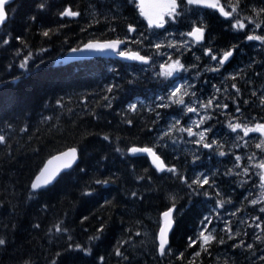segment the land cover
I'll return each instance as SVG.
<instances>
[{
	"label": "trees",
	"instance_id": "trees-1",
	"mask_svg": "<svg viewBox=\"0 0 264 264\" xmlns=\"http://www.w3.org/2000/svg\"><path fill=\"white\" fill-rule=\"evenodd\" d=\"M239 1L238 9L264 7V0ZM223 3L236 5L237 0ZM186 5L180 0L177 29L194 25L188 22ZM67 7L80 16L62 17ZM9 13L0 34V136L5 138L0 143V238L6 241L0 246V264H124L125 253L132 257L129 249L140 247L144 229L152 228L157 236L161 214L173 204L172 252L165 259H143V264L145 260L216 264L217 252L237 247L241 241L244 246L245 227L235 219L219 222L216 240L204 246L207 251L200 249L199 242L189 246V238L194 240L196 231L206 224L204 215L211 212L210 203L189 187L199 172L194 171L192 148L196 146L190 138L185 140L187 132L180 131V123L169 131L164 127L177 105L125 111L128 102L144 90L140 81L145 84L141 78L133 81L125 63L108 64L101 59L55 65L66 51L89 40L127 38L128 26L133 24L141 30L145 23L132 0H16ZM203 18L210 34L221 38L214 12L207 9ZM28 54L35 60L23 69L20 65ZM138 145L155 147L176 172L157 171L147 156H129V149ZM70 147L80 151L74 170L53 186L33 192L31 184L45 161ZM200 166L202 173H210V165ZM213 169L219 171L217 166ZM97 180L108 184H97ZM260 206L245 199L242 208L234 206L230 214L235 217L240 209L248 224L256 216L264 217ZM153 219L154 227L149 224ZM101 227L103 231L98 232ZM96 236L99 239H93ZM196 249L200 255L195 258ZM235 257H229V264L242 263V258ZM137 262L133 264L142 261Z\"/></svg>",
	"mask_w": 264,
	"mask_h": 264
},
{
	"label": "rangeland",
	"instance_id": "rangeland-1",
	"mask_svg": "<svg viewBox=\"0 0 264 264\" xmlns=\"http://www.w3.org/2000/svg\"><path fill=\"white\" fill-rule=\"evenodd\" d=\"M185 7L186 14L190 15V20L188 22L190 24H195L199 19V15H201V10L191 5H186ZM254 9L257 10L256 8H253L250 9V11H254ZM256 16L257 14H254L253 16L242 14L241 18L244 24L256 28L254 24H249L247 18H251L255 23H259L261 25L259 29L262 30V27L264 25V16L262 14H260L259 17ZM178 17L179 15L175 18L174 21H169L168 18L166 21L169 22L165 23L162 30H145L143 33L148 34H142L139 38L154 40V51H158V54H156L155 52L153 53L152 48V53L154 55H161L162 53H166V58L163 65H170L172 61L176 59H179L180 63L184 65V69L174 71L171 76H165L162 73L163 76H159L155 79L154 82H157L160 79L164 78L163 81L166 84L170 85V89L166 93L158 90L151 91V95L149 94L150 96L148 100L153 99L151 101H148L150 108L167 106L171 107L173 104L178 105L176 114L173 117H167L166 124H168L169 127L167 131L172 129V126H175L179 123L182 128L191 127L194 132H204V129H210L209 131L204 132V135L205 142H210L212 144L211 148H204L203 142L196 143V141H199V136H188V134H186L187 137H185V140H188V138H190V142L192 143V145L196 146L192 148V152L194 155L193 162L196 166V169L194 171H199L196 173V179H203L207 177L209 180V183L203 185V187L192 184V182L189 183L192 185V189L194 188L193 191L196 192L199 198L210 203L211 212L204 215V217L207 216L209 220L206 221V224H203L199 231H197L195 240H199V233L204 229L205 226L207 227L205 235H207L208 232H211L214 235V230L217 228L219 222H227L235 219L237 222H242V224H240L239 226L245 227L244 246H240L242 244L241 241V244L237 247L232 246L231 248H226L224 252H217L214 255V263L229 264V257L236 258L235 256H237V258H242V263L235 261L234 264H264V231H262L261 228L255 226L258 223L264 226V217L261 216L259 217V220H251L248 224H246L245 220H243L244 213L240 211L245 199H248L252 204L253 200H260L261 192H264V189L260 187L259 176L256 175V173H258L260 169L253 166L260 162V158H264V152H261L260 149H257L255 147L256 143H258L261 139H264V137H261L258 133H250L248 137L244 138V140L239 139V142H234L233 136L231 135L232 130L228 127L229 121H232L233 123L242 122L249 126H252L257 123L254 112L264 111V61L262 62V65L261 62L258 61L252 66L253 76H251V78L248 77L246 73H243L244 75L242 73L235 74L233 73V71L226 70L224 67L222 68L221 66L216 64L210 58L206 60V63H204L203 72H206L208 75H212V77L220 79L219 82H215L211 85L210 83H212V80L207 79L204 80L201 87H198L199 79L196 76L197 78L195 77L189 83L183 81V84L180 85L178 78L181 80L188 76H192L193 73L190 74L189 72H195L196 70H198V68L190 61H183L185 49L187 51H189L190 49H194V45L197 46V44L192 40L191 37L185 36V32L173 31L175 26L177 25ZM164 38H167V41L164 40L163 43ZM156 44H160L161 47L157 49L155 47ZM164 44H167L168 51L162 50V46ZM185 44H187L186 48L184 47ZM170 45L174 46L170 47ZM201 49H203V46L201 47ZM169 56H171V60H169ZM26 60L28 64L30 61L35 60V57L32 54H28L24 58V62ZM159 67L161 71L167 70L166 67ZM213 68H218L219 70L212 71ZM23 69H26V67H23ZM231 77L233 81H231ZM257 81L260 83H258ZM233 85H235V88L233 87ZM176 88L180 89V91L177 93V97L184 95L185 104L189 107L196 108L199 114L188 112L187 108L184 105L176 103L170 104L171 101L175 99L171 96V94ZM237 89H239L238 92ZM185 93L187 94L185 95ZM199 93H203V96H200ZM164 95L169 96V99L167 97H164ZM209 100H212L213 106L211 105V107L205 109L203 105L207 104ZM140 104L141 102L135 103L136 107H140ZM225 104L228 106L227 109L223 108V105ZM217 105H220V107H217ZM237 106H239L240 108L239 112L236 111ZM223 116L227 117L228 119H223ZM201 120H203V123H200ZM197 123H200L199 128L195 127ZM234 133H237L234 136L239 137L242 135L239 130ZM245 140L248 141L247 145H245ZM198 145H202V147L198 148ZM220 151L225 152V155L220 156ZM253 153L256 154L257 159L249 160L248 157ZM236 156L241 157V160L239 161V163L241 164L240 168L236 167V164L238 163L235 160ZM200 163H203L207 166L210 165V173L206 170L202 173L200 171V168H202L200 166ZM216 165L220 171V174L219 171L213 169V167ZM244 167H248V174H245L243 172ZM214 178L215 180L211 181ZM232 184H235L237 188H234L235 185ZM221 204L223 206H221ZM258 204H261L260 208L264 207V204L262 203H257L254 206H257ZM234 206H237L240 209L235 210V217H232L230 212L232 210L231 208H233ZM248 218L249 215H246L245 219ZM154 221L155 219L149 222V224L151 223L153 227L156 224V221L155 223H153ZM142 232L144 234L141 235V238H139L140 247L133 248V250L129 249V251H132L133 253V255H131L132 257H128L129 255L125 253L126 260H124V264H133L135 261L137 262L138 259L142 261L140 264H143V259L149 258V260H153L158 257V250L155 249L156 237L154 236L153 229H144ZM232 235L233 232H231V235L229 234V237H231ZM151 245L154 247L153 249L150 248ZM249 245H251L250 248ZM199 247L202 246L199 245ZM170 252L171 251H169L167 255H164L162 259L167 258ZM193 255L192 257H195ZM144 264L151 263L145 260Z\"/></svg>",
	"mask_w": 264,
	"mask_h": 264
},
{
	"label": "snow or ice",
	"instance_id": "snow-or-ice-1",
	"mask_svg": "<svg viewBox=\"0 0 264 264\" xmlns=\"http://www.w3.org/2000/svg\"><path fill=\"white\" fill-rule=\"evenodd\" d=\"M133 3L136 4V7L139 9L140 15L143 16L147 22L149 27H154V28H163L166 22L169 21H174L175 18L180 15V13L177 11L178 7L180 6L177 2V0H138V3L136 0H132ZM181 2L186 3L187 5H194V6H203L206 8H211L215 9L219 12V14L225 18H231L233 13L237 14V17L239 16V13L237 12V8L239 6V0H237L236 5H227L229 10H225V5H222L220 3V0H181ZM41 8L44 7L43 4L40 5ZM10 9V3L9 0H0V25H3L4 22L7 19V13L8 10ZM257 16H259L261 13H264V8L260 10H255ZM62 17H70V18H75L80 16V12L78 11H73L71 7L66 8L62 13ZM165 17L169 18V21L165 20ZM249 24H254L256 28H259L261 25L259 23H255L251 18H248ZM233 28L243 30L246 25L241 22L238 18L236 19V22L232 25ZM128 31L129 32H135L136 29L133 25L128 26ZM204 28L203 27H194L191 31L184 33L185 36L191 37L192 40L196 43H199L204 39ZM49 32L45 31L43 35L45 37L49 36ZM246 39L249 41H260L261 43H264V35H247L246 34ZM9 41L4 40L3 43L7 44ZM122 43H125V41L121 40H115V41H109L105 43H100V42H90L88 43L85 47L87 50H95V51H105V50H112V51H117L119 52V55L124 57L125 59L128 60H137L140 61L141 63H149L150 58L147 56H142L139 54V52H131V51H124L120 49V45ZM174 45H170L172 47ZM155 47L159 49L161 47L160 44H156ZM184 47H187V44L184 45ZM234 49H229L226 51H223L221 54L220 58L217 60V56L211 52V50L208 51V55H210L212 60L217 61L219 66H223L226 61L229 60V58L233 55ZM169 60H171V56L168 57ZM27 64V60L21 64V68L25 67ZM163 72V75L165 76H171L174 71H179L184 69V65L180 63L179 59H176L172 61L170 65H161V68H165ZM218 68H213L212 71H218ZM235 87V85H233ZM112 89L109 88L108 91H111ZM180 91L179 88H176L171 96L174 97L175 99L172 100V103L184 105L187 108L188 112H194L198 113V110L194 107H189L185 104V99L184 95H181L177 97V93ZM239 89H237V92ZM187 93H185L186 95ZM194 95V93H193ZM107 99V97H106ZM212 100H209L207 104L203 105L205 109L211 107L212 105ZM161 106H167V105H161ZM217 107H220V105H217ZM227 105H223V108L227 109ZM131 111L136 110V105L133 104L130 106ZM236 111L239 112L240 108L237 106ZM128 123H131L129 121ZM200 123H203V120L200 121ZM200 123H197L195 127L199 128ZM228 127L232 130V132H237L239 130L240 133H242L241 136L238 138L241 140H244L245 137H248L250 133H258L261 137H264V123H255L252 126H249L245 123L242 122H235L233 123L232 121H229ZM210 129H204V132L209 131ZM181 132H187L188 136H199V141H196V143H201L203 142V147L204 148H211L212 144L210 142H205V135L204 132H194L191 127L189 128H181ZM105 140L108 139L107 136L104 137ZM5 141V138L3 136H0V143H3ZM248 141L245 140V145H247ZM255 147L257 149H260L261 152H264V139H261L258 143H256ZM119 151V149H117ZM129 151L132 154H138V153H145L148 156L152 157V163L155 166V168L158 171H168L175 173L176 169L174 167H168L165 165L164 161L161 160L160 156L153 150V148L150 147H131ZM220 156H224L225 152L220 151L219 152ZM77 159V150L75 148L69 150L68 152H64L58 156L53 157L51 160L48 161V164L41 170L40 174L35 178L34 182L31 184V188L33 191L40 190L42 188L47 187L49 184L52 183V181L59 175L60 171L63 169H69L72 167V165L75 163ZM249 160H254L257 159L256 154L253 153L251 156L248 157ZM235 160L238 162L236 164L237 168L241 167V164L239 161L241 160L240 156H236ZM54 161H63V163L59 164L55 169H50L49 166L53 164ZM254 167L260 169L256 175L259 176L260 179V187L264 189V158H260V162L253 165ZM243 172L245 174H248V167L243 168ZM185 183H188L187 180H184ZM97 184H104L107 185L108 181L107 180H97ZM209 183V180L207 177L203 179H194L192 181V184L198 185L200 187H203V185H206ZM192 185L189 184V187ZM85 195H91V192H86ZM136 194L133 193V196ZM171 199H175L172 197ZM257 203H262L264 204V192H261V199L260 200H253L252 204L255 205ZM221 206H223L221 204ZM175 211V206L173 204V207L169 208L167 211L162 213V219H163V226H158V232H157V240H158V251L161 256L167 255L169 251V233L171 232L174 224V217H173V212ZM261 212H264V207L260 208ZM84 219H87L85 217ZM257 220H259V217H256ZM205 221H208L209 218L206 216L204 217ZM159 225V222H158ZM258 228H261L262 231H264V226L261 224H256L255 225ZM36 227H39V225H36ZM56 230L59 232L61 231V228L57 226ZM98 232H102L103 228L101 227L100 229L97 230ZM207 231V227L205 226L204 229L199 233V240H193L189 238V246H195L198 242L201 243V246L204 251H207V248L204 247L211 242L216 240V237L211 233L208 232L207 235H205V232ZM229 234L231 235V229H227ZM139 235V233H137ZM238 235V234H237ZM93 239H99V236L93 237ZM219 243H223V240L218 241ZM6 241L2 238H0V246L5 245ZM243 246V245H240ZM79 246H77L78 248ZM251 245H249V248ZM117 255H120L121 253L119 250H117ZM196 255H200L199 252L196 253Z\"/></svg>",
	"mask_w": 264,
	"mask_h": 264
},
{
	"label": "flooded vegetation",
	"instance_id": "flooded-vegetation-1",
	"mask_svg": "<svg viewBox=\"0 0 264 264\" xmlns=\"http://www.w3.org/2000/svg\"><path fill=\"white\" fill-rule=\"evenodd\" d=\"M219 23L221 25H223V24H226L227 22L220 20ZM215 25H217L219 28L222 29V27L218 25V22H215ZM221 34H222V36L220 38L218 36L213 35V33H211L212 43L215 44V45H213L214 50H212L213 51L212 53L217 56V60L220 58L223 51H226L229 49H234V55H232L229 58V60L224 63L222 68L224 67L226 70H231V69H233V67L238 66V65L246 66V67L250 68L251 66H253L255 64V59H256L255 53L256 52L255 53L250 52V50H249L250 42H247V43H245L243 41L237 42V40H236V42H232L231 38L223 31V29H222ZM259 35H261V34H259ZM222 38H226V40H228L229 43L228 42L226 43L224 41L225 39H222ZM260 44L262 46L264 45V43H260ZM213 61L216 64H218L217 61H215V60H213ZM258 61H260V62L263 61L262 48H260V50L258 52L257 62Z\"/></svg>",
	"mask_w": 264,
	"mask_h": 264
},
{
	"label": "water",
	"instance_id": "water-1",
	"mask_svg": "<svg viewBox=\"0 0 264 264\" xmlns=\"http://www.w3.org/2000/svg\"><path fill=\"white\" fill-rule=\"evenodd\" d=\"M14 1L15 0H9V3L11 4ZM136 1L138 2V0H136ZM7 20H8V13H7V19L4 22V24L7 22ZM4 24L3 25H0V29L4 26ZM110 41H115V40H110ZM91 42L105 43V42H109V41H91ZM87 44H85L84 46H82L79 49H73V50L69 51L64 57H62V61L64 63H66V62L80 61V60H85V59H93V58H96V57H115L116 56L117 51H112L110 49L109 50H105V51L87 50L86 47H85ZM124 45H125V43H122L120 45V48L122 46H124ZM69 150H71V149L65 150V151H63V152H61L59 154L54 155L53 157L58 156V155H60V154H62L64 152H68ZM139 154L141 155V154H145V153H138V154H134V155H139ZM53 157H51L49 160H51ZM149 157H150V161L152 163V157L151 156H149ZM78 160H79V154H78V151H77V159H76L75 163L72 165V167L78 162ZM48 161L46 162V164L44 165V167L48 164ZM61 163H63V161H54L53 164L51 166H49V167H50V169H55ZM152 165H153V163H152ZM153 167H155V166L153 165ZM71 168L61 170L60 173H59V175L52 181L51 184H54L56 182V180L58 179V177L63 172H66V171L70 170ZM51 184H49V185H51ZM173 215H174V212H173ZM173 228H174V224H173ZM173 228H172V230H173ZM172 230H171V232H172ZM170 233H169V235H170ZM168 239H169V237H168Z\"/></svg>",
	"mask_w": 264,
	"mask_h": 264
},
{
	"label": "bare ground",
	"instance_id": "bare-ground-1",
	"mask_svg": "<svg viewBox=\"0 0 264 264\" xmlns=\"http://www.w3.org/2000/svg\"><path fill=\"white\" fill-rule=\"evenodd\" d=\"M224 1V0H223ZM240 2V1H239ZM243 2V1H242ZM245 2V1H244ZM229 3H231V2H229ZM258 3H260V2H258ZM262 3V2H261ZM252 4V3H251ZM240 5V4H239ZM253 6V5H252ZM245 7V6H244ZM264 8V7H263ZM241 9V8H240ZM199 13V12H198ZM197 13V14H198ZM207 14V13H206ZM210 14V13H209ZM262 14V13H261ZM245 17V16H244ZM255 17V16H254ZM257 17V16H256ZM259 17V16H258ZM264 18V17H263ZM204 19V18H203ZM207 19V18H206ZM205 19V20H206ZM214 19V18H213ZM248 19V18H247ZM254 19V18H253ZM209 20V19H208ZM212 26V25H211ZM213 45H215V44H213ZM241 45V44H240ZM219 48V47H218ZM233 48V47H232ZM68 49V48H67ZM217 53V52H216ZM60 56V55H59ZM58 57V56H57ZM207 62V61H206ZM205 62V63H206ZM78 64V63H77ZM76 65V64H75ZM82 65V64H81ZM72 66V65H71ZM78 68V67H77ZM96 72H98V71H96ZM99 74V73H98ZM213 74V73H212ZM244 75V74H243ZM241 77V76H240ZM197 78V77H196ZM242 78V77H241ZM252 78V77H251ZM10 79V78H9ZM244 79H246V78H244ZM10 80H12V79H10ZM209 80H211V79H209ZM252 80V79H251ZM255 80V79H254ZM257 80V79H256ZM88 81V80H87ZM227 81V80H226ZM225 81V82H226ZM258 82V81H257ZM258 83H260V82H258ZM211 84V83H210ZM98 85V84H97ZM212 85V84H211ZM215 85V84H214ZM218 85V84H217ZM247 85V84H246ZM254 85V84H253ZM94 86V85H93ZM255 86V85H254ZM260 86V85H259ZM212 87V86H211ZM95 88V87H94ZM210 88V87H209ZM235 88V87H234ZM249 88V87H248ZM254 88V87H253ZM97 89H98V87H97ZM100 89V88H99ZM240 89V88H239ZM255 89V88H254ZM94 90V89H93ZM206 90V89H205ZM243 90H245V89H243ZM251 90V89H250ZM263 90H264V88H263ZM96 92V91H95ZM97 93V92H96ZM65 94V93H64ZM98 94V93H97ZM217 95V94H216ZM201 96V95H200ZM199 96V97H200ZM203 96V95H202ZM249 96V95H248ZM258 97H259V95H258ZM67 98V97H66ZM216 98V97H215ZM69 99V98H68ZM250 100H253V99H250ZM48 101V100H47ZM241 102V101H240ZM136 103V102H135ZM242 104V103H241ZM36 106V105H35ZM213 106V105H212ZM246 106H247V104H246ZM34 107V106H33ZM36 108H39V107H36ZM34 109V108H33ZM35 112V111H34ZM40 112H42V111H40ZM46 113V112H45ZM42 116V115H41ZM18 117V116H17ZM20 118V117H19ZM31 118V117H30ZM26 119V118H25ZM9 126V125H8ZM2 129V128H1ZM2 132H3V130H2ZM215 133V132H214ZM8 134V133H7ZM226 142V141H225ZM248 147V146H247ZM245 149V148H244ZM83 160V159H82ZM74 170V169H73ZM252 188V187H251ZM218 194V193H217ZM225 251V250H224Z\"/></svg>",
	"mask_w": 264,
	"mask_h": 264
}]
</instances>
